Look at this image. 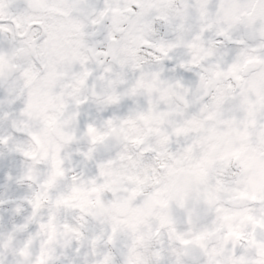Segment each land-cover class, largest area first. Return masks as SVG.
<instances>
[{
    "label": "snow or ice",
    "instance_id": "obj_1",
    "mask_svg": "<svg viewBox=\"0 0 264 264\" xmlns=\"http://www.w3.org/2000/svg\"><path fill=\"white\" fill-rule=\"evenodd\" d=\"M0 264H264V0H0Z\"/></svg>",
    "mask_w": 264,
    "mask_h": 264
}]
</instances>
